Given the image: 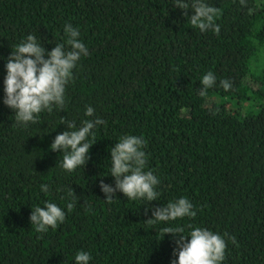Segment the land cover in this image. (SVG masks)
Segmentation results:
<instances>
[{
  "label": "trees",
  "instance_id": "1",
  "mask_svg": "<svg viewBox=\"0 0 264 264\" xmlns=\"http://www.w3.org/2000/svg\"><path fill=\"white\" fill-rule=\"evenodd\" d=\"M173 2L0 0V264H75L80 251L89 264H172L176 243L170 233L162 239L165 227L220 234L221 264H264V0H205L219 10V35L193 28ZM66 24L90 54L73 70L65 108L18 124L3 102L7 57L29 34L49 51L67 47ZM209 71L216 85L201 96ZM97 117L105 123L89 137L86 165L64 170L63 154L50 148L66 130L62 120L79 127ZM125 135L146 141L144 170L159 178L157 200L119 191L105 200L101 180L115 186L110 148ZM181 197L194 218L147 222L153 208ZM46 202L66 219L38 232L30 215Z\"/></svg>",
  "mask_w": 264,
  "mask_h": 264
},
{
  "label": "clouds",
  "instance_id": "2",
  "mask_svg": "<svg viewBox=\"0 0 264 264\" xmlns=\"http://www.w3.org/2000/svg\"><path fill=\"white\" fill-rule=\"evenodd\" d=\"M240 3L244 5L246 0H240ZM173 6L185 10L184 15L190 19L193 28H198L201 32L211 30L219 35L220 27L215 22L219 10L207 4L205 0H192L191 4L185 0H174ZM188 9L193 10V14L189 15ZM64 32L67 36V47L62 43L55 44L49 51L42 45L41 40L29 34L7 57L3 102L14 110L18 124L25 127L29 123L35 124L41 112H52L54 107L64 110L66 86L73 79V70L81 57L90 54L86 45L79 39L78 29L66 24ZM200 83L199 94L205 96L208 89L216 85V77L209 71L203 75ZM219 84L225 91L233 86L228 79L220 80ZM85 115L94 117L93 107L88 106ZM61 123L66 125V130L56 135L50 148L63 154L61 167L72 172L86 165L90 158V148L95 143L89 137L94 136L93 129L105 121L98 117L88 119L79 127L74 121L67 119ZM145 146L143 137L125 135L110 148V174L115 178V186L101 180L100 188L105 194V200L111 202L117 191L132 201L157 200L160 193L155 188L160 181L152 171L144 170L147 164L143 150ZM40 187L44 193L49 190L46 184H41ZM73 207L72 202L67 204L68 211ZM196 214L193 204L187 198L181 197L164 207L153 208L147 222L156 224L184 217L194 218ZM65 219V211L52 202H46L43 207H36L30 215V223L35 225L38 232H46L49 227L56 228ZM162 233V239L168 233L175 238L176 248L173 251L177 259L173 260L172 264H221L225 259L226 241L220 234L211 230L195 227L185 235L182 227H165ZM231 239L236 243L234 237ZM90 260L88 252L80 251L75 255V264H89Z\"/></svg>",
  "mask_w": 264,
  "mask_h": 264
}]
</instances>
